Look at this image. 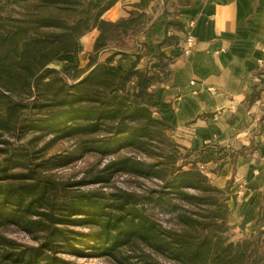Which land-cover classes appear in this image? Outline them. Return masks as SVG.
I'll use <instances>...</instances> for the list:
<instances>
[{
  "label": "trees",
  "instance_id": "obj_1",
  "mask_svg": "<svg viewBox=\"0 0 264 264\" xmlns=\"http://www.w3.org/2000/svg\"><path fill=\"white\" fill-rule=\"evenodd\" d=\"M14 1L21 2L26 13L20 21L11 22L10 29L0 24V152L3 154L0 160V264H79L58 256L59 250L79 257L89 252L99 255L103 250V254L117 259L122 247L133 246L137 241L151 244L157 250L167 249L186 264H199L202 258L203 264H243L244 246L250 241H242L238 251L227 246L223 253H202L204 247L213 246L217 212L227 206L225 198L219 196L223 189L213 185L209 176L196 165L187 169L177 167L169 178L163 175V169L154 171L169 182L175 190L173 193L185 202L215 206L209 209L210 221L203 224L210 235L190 252L186 244L193 239L188 230L202 224L204 217L180 212L178 221L183 227L171 233L176 239H169L157 233L144 212L127 204L126 199L133 197V192L121 191V195L110 197L113 193L95 189L78 197L59 196L65 192L64 188L43 169L45 166L49 170L54 164L53 159L49 165L47 162L48 143L38 147L46 131L53 134L52 140L79 136L83 140L81 147L101 148L122 143L142 148L150 135V126L162 123L151 108L156 97L151 87L163 79L159 73L167 70L170 57L161 51L158 61L150 67H137L142 53L139 48H133L136 37L144 30V16L117 21L105 19L103 14L116 0ZM169 23L184 28L175 18ZM93 28H97L98 35L93 47L95 57L89 68L76 69L68 74L70 77L48 71V65L63 54L78 53L81 37ZM171 40L178 41L174 35L167 39ZM105 49H111L112 54L105 63L93 66L98 54ZM129 55H135L136 59L127 69L111 66L115 59L120 61ZM26 99H32L28 104L39 103L40 117L32 127L29 143L19 146L9 134L21 140L24 133H28V126L21 124L19 111ZM101 128L109 132L107 137H100ZM69 156L62 155L55 160ZM139 163L142 162L133 161L135 168L138 169ZM13 167L21 170L12 171ZM93 180L107 182L108 179L98 175ZM189 188L194 193L188 191ZM160 196L165 198L164 194ZM11 223L20 225L38 244L23 245L6 236L1 228ZM77 226H87L92 231H78L74 229Z\"/></svg>",
  "mask_w": 264,
  "mask_h": 264
},
{
  "label": "crops",
  "instance_id": "obj_2",
  "mask_svg": "<svg viewBox=\"0 0 264 264\" xmlns=\"http://www.w3.org/2000/svg\"><path fill=\"white\" fill-rule=\"evenodd\" d=\"M138 15L145 25L133 48L142 53L137 67H150L161 51L170 57L166 78L151 87L154 107L172 122L188 151L198 152L206 164L220 165L206 172L213 185L233 183L242 192L233 201L242 209L236 217L255 234L260 227L253 221L264 205V90L254 96L264 86V0H116L103 17L117 21ZM174 18L183 29L169 23ZM189 21L194 24L188 26ZM188 34L196 46L184 54L179 46ZM97 35L93 28L80 39L85 64L80 51L63 54L62 62L88 66ZM173 35L178 41H167ZM112 52L101 51L93 66L105 63ZM135 59H115L111 66L125 70ZM218 149L228 161L218 157Z\"/></svg>",
  "mask_w": 264,
  "mask_h": 264
},
{
  "label": "rangeland",
  "instance_id": "obj_3",
  "mask_svg": "<svg viewBox=\"0 0 264 264\" xmlns=\"http://www.w3.org/2000/svg\"><path fill=\"white\" fill-rule=\"evenodd\" d=\"M173 4L170 5L172 7ZM21 2L18 3L14 0H0V24L4 28H11V22L15 19L21 20V16L25 14ZM13 19H12V18ZM10 19L9 22H7ZM131 46V45H130ZM81 62L86 60V52L80 51ZM92 62V60H90ZM62 62V58L55 59L51 64L48 65V71H56L61 73L62 76H66L76 69H87L88 66L80 68L68 67L66 63ZM85 64V62H83ZM167 71L160 72V77L166 78ZM69 76V75H68ZM70 77V76H69ZM71 80V79H70ZM163 80V79H162ZM261 90H264V86L257 90L255 97L261 94ZM258 94V95H257ZM156 95V94H155ZM253 96V98H254ZM156 99V97H155ZM32 99L24 100L25 105L20 107L21 124L28 126V133L21 137V140L17 137L12 138L13 134L10 135V139L19 146L26 145L33 135V125L37 123L39 119L40 107L38 104H28ZM2 103H0V106ZM47 107V106H44ZM154 115L162 123H155V126H150L148 129L150 135H148L147 142L142 148H135L133 145H127L122 143H114L113 146H101V148H95L93 146H80L83 140L79 136L77 138H59L53 139V134L47 133L43 135L41 143L38 147L48 143L46 150V158L49 165L50 159H53V167L47 170L48 167H43L45 173L52 174L55 179L58 180L59 184L64 188L65 194L80 196L89 190H102L110 197L121 195V191L133 192V197L126 199L127 204H132L138 211L144 212V215L149 218V222L153 223L154 229L161 236H166L169 239H176L177 237H171V233H177L178 229H182L179 225L178 214L182 211H187V215L204 217L202 224H196L194 228L191 227L188 230L190 238L193 239L192 243L186 244L188 252L193 251L194 248L203 242L204 237L209 234V229L206 230L203 224L208 223L210 220L207 218L209 209H213L215 206L209 207L207 204L200 203H188L185 202L181 197L179 198L175 190L169 186V182L158 177L154 171L163 169V175L169 178L173 175L172 172L176 171L177 167H183L185 169L192 166H198L205 173L209 172V167L215 169L220 165L215 166L214 163H207L200 160L198 152H190L185 148L177 139L176 129L172 122L168 120L160 110L154 107V102L151 106ZM22 110V112H21ZM55 134V133H54ZM100 137H107L109 132L103 131V128L99 131ZM219 158L227 160L229 155L222 149H218ZM243 154V153H242ZM1 155L0 152V160ZM62 155H71L69 158H63L55 160V158ZM228 156V157H227ZM128 158L133 161H139L142 163L138 164V169L135 168L133 161L127 160ZM36 160V159H35ZM222 160V161H223ZM37 161V160H36ZM228 161V160H227ZM51 163V162H50ZM112 164L110 168L106 165ZM144 165V166H143ZM21 168L13 167L12 171H20ZM47 170V171H46ZM146 170L147 174L144 171ZM44 173V172H43ZM207 174V173H206ZM44 174L41 176L43 177ZM98 175H105L107 179L104 181L93 180ZM38 176V175H36ZM85 180L87 184L80 183ZM92 181H96L91 183ZM211 183H213L211 181ZM233 183L225 186L223 193L219 196H223L225 199L224 203L227 209H221L217 212L218 224L214 227L213 236L214 240L211 241V248L207 246L202 249L203 254H212L217 252H225V247L234 248L233 251L241 249L240 245L242 241H250L244 246L246 255L244 257L243 264H264V205L258 216L254 219V224L260 227L255 234L254 230L250 231L246 228L247 225L239 222L236 215L242 212L241 207L233 205V201H237V198L242 196V192H238L237 188L232 187ZM188 191L194 193V190L189 188ZM164 194L165 198L160 196ZM208 195V194H206ZM212 195V194H209ZM218 210V208H215ZM202 219V218H201ZM205 222V223H204ZM74 229L90 233L92 230L87 226H77ZM2 232L16 240L18 243L23 245H37L38 241L23 230L20 225L8 224L4 228H1ZM250 234L248 235L247 233ZM184 238H186L184 236ZM187 239V238H186ZM218 244H217V243ZM134 246V247H133ZM133 246H124L120 254H117V259L112 255L103 254V250H100L99 255H93V252H89L87 256H75L68 254L62 250L58 251V256L71 259L79 264H186L183 260H178L172 256L167 249L157 250L151 244L141 243L137 241ZM93 251V250H87ZM88 253V252H87ZM122 261V263L118 260ZM204 259L200 260L199 264ZM254 260L257 262H254Z\"/></svg>",
  "mask_w": 264,
  "mask_h": 264
},
{
  "label": "built area",
  "instance_id": "obj_4",
  "mask_svg": "<svg viewBox=\"0 0 264 264\" xmlns=\"http://www.w3.org/2000/svg\"><path fill=\"white\" fill-rule=\"evenodd\" d=\"M194 24V21H189L188 26H192ZM196 46V38L188 34L186 38L184 39L182 45L179 46L180 51L184 54H189L191 53ZM191 83H194V81H191Z\"/></svg>",
  "mask_w": 264,
  "mask_h": 264
}]
</instances>
